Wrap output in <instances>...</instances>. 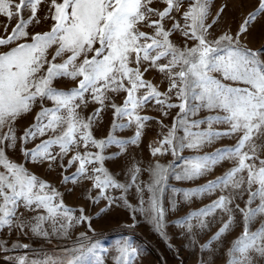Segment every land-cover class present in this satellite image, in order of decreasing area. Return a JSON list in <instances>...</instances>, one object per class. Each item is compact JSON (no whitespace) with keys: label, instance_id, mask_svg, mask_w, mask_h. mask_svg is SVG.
I'll use <instances>...</instances> for the list:
<instances>
[{"label":"snow or ice","instance_id":"6c2138e0","mask_svg":"<svg viewBox=\"0 0 264 264\" xmlns=\"http://www.w3.org/2000/svg\"><path fill=\"white\" fill-rule=\"evenodd\" d=\"M157 2L162 7H154ZM42 6H46L43 16L39 14ZM226 7L212 17L210 0H0V15L8 22L16 20L11 31L5 24L0 34V231L49 238L67 237L74 224L87 223L92 230L91 217L83 207L66 205L57 188L10 159L8 152L17 147L30 163L59 167L62 184L90 185L92 203L105 200L110 208L119 199L133 214L145 215L161 234L169 177L193 180L231 161L233 166L221 176L183 191L186 201L222 194L178 219L177 225L194 247L206 252L232 230L234 213L239 212L243 231L227 249L226 264L264 261V223L256 230L250 228L257 217L264 216V47L253 50L241 42L264 14V0H258L235 33L225 29L214 35L212 29ZM49 21L48 30L30 31ZM176 34L182 38L179 44L172 39ZM152 70L167 82L163 91L146 78ZM61 79L74 81L75 87H55L54 82ZM113 95H122V102L115 103ZM37 103L40 110L33 122L18 135L16 122ZM89 103L98 107L85 117L81 113ZM149 104L162 117L179 110L171 127L156 121L167 132L159 146H150L151 155L170 152L183 163L177 168L175 161L165 165L156 160L144 169L131 161L124 170L128 179L121 181L106 161L118 159L129 145L141 142L153 120L142 114ZM105 108L113 113L111 130L106 138L97 139L93 127ZM201 111L216 114L196 119ZM214 125L227 128L218 130ZM131 127L135 128L132 137L115 135ZM222 137H235L236 142L213 153L181 155L184 149L198 151ZM29 143L34 146L28 148ZM113 145L119 151L106 154ZM144 171L149 173L147 183L139 180ZM133 188L136 207L126 195ZM112 190L121 195H109ZM94 191L97 194L91 195ZM245 194L241 208L234 201ZM21 209L35 215L26 217ZM217 213L220 226L206 243L199 244L196 237L211 230ZM7 244L0 240V250L6 251ZM11 247L27 249L29 245L15 242ZM106 251L99 240L81 233L71 248L43 253L40 258L25 253L7 259L12 264H106ZM109 255L114 264H139V249L126 239Z\"/></svg>","mask_w":264,"mask_h":264},{"label":"rangeland","instance_id":"374dc122","mask_svg":"<svg viewBox=\"0 0 264 264\" xmlns=\"http://www.w3.org/2000/svg\"><path fill=\"white\" fill-rule=\"evenodd\" d=\"M225 4L227 7L221 15L219 23L212 29L214 35H219L220 32L225 29H230L232 33H235L247 15L255 10L258 5V0H210L211 16L215 17L218 10ZM153 6L162 7L158 2L154 3ZM45 11L46 6H42L39 14L43 16ZM15 23V19L8 22L5 17L0 15V34H3L5 24H9L8 31H11V26ZM50 23L49 21L39 27H31L30 31H46ZM172 39L178 44L182 41L179 34L174 35ZM241 42L253 50L264 47V14L257 17L255 22L250 26L249 31L242 37ZM53 53L54 49L50 50L49 58H51ZM146 78L158 84L162 91L167 87V82L164 81L163 76L154 70L149 71L146 74ZM54 86L59 89L68 90L75 87V82L68 79H61L55 81ZM122 99V95H113V100L117 104H120ZM96 107H98V105L89 103L81 114L87 117ZM39 110L40 104L37 103L30 113L18 119L16 122L18 135L33 122ZM178 111V109H172L167 117H162L158 108L149 104L143 110L142 114L153 117V120L148 123L141 142L135 146L129 145L127 153L120 156L118 159L106 161V167H108L121 181L128 179L124 174V170L131 161L139 162L144 169H147L156 160H159L160 163L165 165L175 161L177 168H179L183 161L177 160L170 152L163 156L153 157L150 151V146H159L162 134H166L167 132V129L161 128L156 121L163 120L164 125L171 127L173 118ZM215 114L216 113H210L208 111H201L195 118L203 119L206 116ZM112 121V110L110 108H105L98 122L93 127L94 136L97 139L106 138L111 130ZM201 127L206 128L207 125H201ZM213 127L218 130H224L227 128V125H214ZM134 131V127L125 128L117 131L115 135L119 138H129L133 136ZM235 142V137H222L215 140L213 143L204 145L198 151L184 149L181 155L183 157H191L194 155L213 153L216 149L233 145ZM35 143H39V140L35 141ZM33 146V143L27 145L28 148ZM118 151L119 148L113 145L107 149L106 154ZM8 155L10 159L17 163H23L29 171L35 173L41 179L48 181L57 188L58 191L63 193V200L66 205L74 209L83 207L85 209V215L91 217L92 230H89L87 223L74 224L67 237L50 236L49 238L37 237L30 232L27 235H22L17 231L11 233L7 230L0 231V240L8 241L7 250H0V264H12V261L7 259L9 256H19L27 253L30 258H40L43 253L51 254L63 248H71L73 242L81 233H87L93 240H99L101 246L108 250L104 253L106 264H114L113 258L109 255V252L114 251L120 242L125 239L139 249V264H205V262L209 260L212 261V264H226L227 249L231 246V242L243 231V217L239 212H235L232 230L222 238L220 243H214L211 249L202 252L198 246H193L190 242V237L181 234L182 230L177 225L178 219L185 217L194 210L204 207L222 194L220 192H214L202 197H193L191 200L186 201L182 197L183 191L205 185L208 181L221 176L233 166L231 161H224L215 166L210 172L193 180H176L174 177H169L163 194L166 219L164 234H161L155 229L153 223H151L145 215L138 211L133 214L132 208L127 207L123 201L118 199L116 204L110 208L107 207V201L105 200H101L99 203L94 204L88 198L89 193L87 189L90 185L84 182L77 185L62 184V170L59 167L49 169L47 164L30 163L24 159L19 147H17L15 151H9ZM72 170L73 169H69V171ZM139 180L147 183L149 181V173L147 171L142 172ZM173 189L178 191H173ZM96 194L95 191L91 193V195ZM109 195L119 197L121 192L119 190H112ZM126 195L129 204L136 207L138 205V196L135 188L131 189ZM145 195L147 197V193ZM246 199L247 195L245 194L243 197L237 198L234 203L239 204L240 207L243 208ZM173 204H175V207H173ZM20 211L23 212L26 217L35 215V213L26 212L24 209ZM76 215H79L78 211ZM220 215V213H217V221L212 224L210 231L207 233H200L198 237H196L199 244L202 245L206 243L220 226ZM226 218L227 217L224 216V219ZM262 223H264V216L257 217L250 225V228L256 230ZM15 242L27 244L29 248L13 249L11 245ZM257 264H264V261H258Z\"/></svg>","mask_w":264,"mask_h":264}]
</instances>
